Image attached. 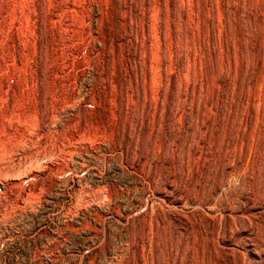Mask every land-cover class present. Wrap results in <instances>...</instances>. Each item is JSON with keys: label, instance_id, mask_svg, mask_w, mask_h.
I'll return each mask as SVG.
<instances>
[{"label": "rangeland", "instance_id": "1", "mask_svg": "<svg viewBox=\"0 0 264 264\" xmlns=\"http://www.w3.org/2000/svg\"><path fill=\"white\" fill-rule=\"evenodd\" d=\"M263 195L264 0H0V264H264Z\"/></svg>", "mask_w": 264, "mask_h": 264}, {"label": "bare ground", "instance_id": "2", "mask_svg": "<svg viewBox=\"0 0 264 264\" xmlns=\"http://www.w3.org/2000/svg\"><path fill=\"white\" fill-rule=\"evenodd\" d=\"M257 187V186H256ZM258 191V190H257ZM263 191V190H262ZM256 192V191H255ZM260 192V191H259ZM257 196V195H256ZM264 196V195H263ZM258 197H260L259 195H258ZM263 199V198H262ZM257 200V199H256ZM262 202H263V200H261ZM256 202V201H255ZM264 206V205H263ZM264 212V211H263ZM250 222V221H249ZM263 222H264V220H263ZM256 224V223H255ZM258 224V223H257ZM250 227V226H249ZM262 228V227H261ZM258 233V232H257Z\"/></svg>", "mask_w": 264, "mask_h": 264}]
</instances>
